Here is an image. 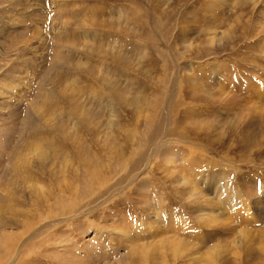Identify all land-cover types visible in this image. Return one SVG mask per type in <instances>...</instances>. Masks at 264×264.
Listing matches in <instances>:
<instances>
[{
    "label": "rangeland",
    "instance_id": "1",
    "mask_svg": "<svg viewBox=\"0 0 264 264\" xmlns=\"http://www.w3.org/2000/svg\"><path fill=\"white\" fill-rule=\"evenodd\" d=\"M262 86L264 0H0V264H264Z\"/></svg>",
    "mask_w": 264,
    "mask_h": 264
},
{
    "label": "bare ground",
    "instance_id": "2",
    "mask_svg": "<svg viewBox=\"0 0 264 264\" xmlns=\"http://www.w3.org/2000/svg\"><path fill=\"white\" fill-rule=\"evenodd\" d=\"M262 89L261 90H259L260 91V95L262 94V95H264V86H262L261 87ZM261 91H262V93H261ZM259 95V94H258ZM260 95H259V97H260ZM29 128V127H28ZM45 143H46V141H44ZM26 165V164H25ZM228 167V166H227ZM225 168V167H224ZM18 169V168H17ZM227 194V193H226ZM225 198H228L227 196L225 197ZM239 198V197H238ZM233 200H236L235 198H232ZM231 199V200H232ZM225 202H226V199H225ZM233 206V205H232ZM230 207V209L232 210L231 212L233 213V214H236L238 211L239 212H242L241 210H237L236 209V206L235 207ZM264 208V207H263ZM263 208L262 209H260V212L261 213H263L264 214V210H263ZM257 210H258V208H257ZM259 212V213H260ZM241 214V213H240ZM246 214H250V212H248V213H246ZM0 222L1 223H3V224H5V222L2 220H0ZM61 226V225H60ZM48 233V232H47ZM43 234H39V235H35L36 237H35V240H37V239H41L40 240V244L41 245H43V244H46V242L49 244V241L51 240V237H52V235H50V234H47L45 237H41ZM54 235V234H53ZM33 236L34 235H30V236H28L27 237V240L26 241H28V246H26V245H23V247H22V253L24 252V248H26V247H31L30 248V250H31V252L34 250V248L36 247L35 245H36V243L35 244H33V242L35 241L34 239H33ZM9 238V235H7V234H2L1 236H0V250H4V249H6V248H10L11 246L7 243V239ZM53 239V238H52ZM34 240V241H33ZM31 241H32V243H31ZM22 244H24V243H21V245ZM38 244V243H37ZM20 245V246H21ZM19 246V247H20ZM28 248V249H29ZM40 248H43V247H40ZM27 249V248H26ZM27 249V250H28ZM19 251H21V248H19V250L16 252V254L19 252ZM27 252H29V250L27 251ZM142 253V252H141ZM216 253V252H215ZM14 254L13 252H11V254L10 255H12V257H13V260H14V257L16 258L17 256L19 257V254ZM25 253H23V255H24ZM23 255L22 254H20V256H22V258H23ZM18 259V258H17ZM143 259V258H142ZM141 259V260H142ZM16 260V259H15ZM143 261V260H142ZM69 262L70 263H72L70 260H69ZM92 262V261H91ZM8 263V262H7ZM93 263V262H92ZM141 263V262H140ZM90 264V263H89Z\"/></svg>",
    "mask_w": 264,
    "mask_h": 264
}]
</instances>
